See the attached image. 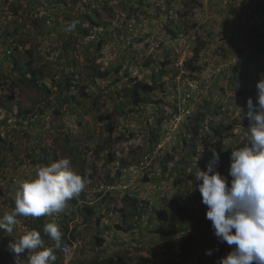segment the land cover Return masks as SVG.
Returning <instances> with one entry per match:
<instances>
[{"label":"rangeland","instance_id":"obj_1","mask_svg":"<svg viewBox=\"0 0 264 264\" xmlns=\"http://www.w3.org/2000/svg\"><path fill=\"white\" fill-rule=\"evenodd\" d=\"M262 12L260 0H0V136L8 142L0 147V218L14 208L7 195L67 157L89 183L44 223L59 225L71 264H198L196 252L183 261L159 247L160 225H175L189 242L193 235L199 264H218L234 246L214 236L195 174L211 148L215 171L231 181L230 154L250 124L246 101L257 103L264 77ZM134 82L155 88L138 107ZM124 196L137 200L136 213ZM22 218L11 234L0 230V264H27L31 253L14 258L9 245L32 230L63 264L45 225Z\"/></svg>","mask_w":264,"mask_h":264},{"label":"clouds","instance_id":"obj_2","mask_svg":"<svg viewBox=\"0 0 264 264\" xmlns=\"http://www.w3.org/2000/svg\"><path fill=\"white\" fill-rule=\"evenodd\" d=\"M74 28L73 22L65 31L71 32ZM186 63L183 69L187 72ZM238 73L242 74V70L238 69ZM255 87L257 103L254 105L251 98L246 101L249 128L244 131L242 146L230 154L231 181L215 171L219 154L211 148L212 158L205 170L197 168L195 174V181L201 182L195 189L201 195L202 204L207 206L205 217L211 221L214 236L219 242L234 246L218 264H264V77ZM195 114L194 117L198 115ZM88 183L87 177L73 170L70 158L40 166L35 178L24 181L15 192L14 208L0 218V230L11 234L20 217L40 218L63 213L68 202L79 196ZM44 232L55 242V248H59L62 239L59 225L47 223ZM9 248L17 259L26 250L31 253L27 264H55L57 259L54 248L45 247L35 230L26 231ZM205 254L211 256V250Z\"/></svg>","mask_w":264,"mask_h":264},{"label":"trees","instance_id":"obj_3","mask_svg":"<svg viewBox=\"0 0 264 264\" xmlns=\"http://www.w3.org/2000/svg\"><path fill=\"white\" fill-rule=\"evenodd\" d=\"M260 7H262V9L264 10V0H260ZM261 15H264V12H262ZM261 23L263 24V22L260 21V26L264 27V25H261ZM195 53H197V51ZM191 65H192V61L188 60L187 63L185 64L184 68L186 70H188L189 72H191V69H190ZM100 76H105V75H100ZM23 79H24V77L21 79L20 82H23ZM241 79L244 80L245 76L242 75ZM65 80H66V84H65V86L62 89H65L66 86H70L71 85V83H70V81H69V79L67 77L65 78ZM31 82H34V81L32 80ZM241 88H243V87H241ZM244 88H246V87L244 86ZM154 89L155 88L152 85H149V84H145V83H141V82L132 83L131 86L129 87V97H130L131 104H133V106L138 107V106L142 105L143 103L147 102L146 97H143L142 94H151L152 92H154ZM243 90H246V89H243ZM241 91H242V89H241ZM177 109L178 108L175 106V110H176V111L174 110L176 112L175 114H177V112H178ZM197 118H199V124L202 125V123H204V120H206L207 117H206V114H202V113L198 112ZM162 120H163L162 117L159 118L158 121H157L158 124H160V122ZM194 123H198V121L195 120ZM109 125H110V122H107V127H109ZM197 125H192L191 126L192 129L194 130V133L196 135H198L199 130H200V127H198ZM157 129H161V126L157 127ZM211 129L215 130V128H213V127H211ZM228 129H229V126H225L223 128V131H227ZM220 135L223 136V137L226 136L225 134L224 135L220 134ZM157 138L158 137H154L153 136L151 138V140H150L153 144H155V146L159 143V140H160V139H157ZM181 140L184 141L185 139L182 138ZM7 145H8V142L3 140L1 138V136H0V147L2 149H5L7 147ZM114 159H115V155L113 153H110L108 162L110 163ZM165 159H169V157L166 155ZM34 160H32V163L34 162ZM83 176H85L87 178L89 177L87 174L86 175L83 174ZM15 192L13 194L7 195L8 198H12L13 199L12 200L13 207H14ZM131 198L132 197H128V196L125 197L124 196V204L127 205L128 207L132 208L134 210V213H136L137 200L131 199ZM82 208L84 209V211L89 213L88 208L86 206H83ZM22 219H23L24 222H26L29 219V221H30L29 223H32V224L37 225V226L40 225L42 227L43 224L46 225L44 223V220L46 219V216H43V217H40V218H32V217L25 218V217H23ZM25 219H27V220H25ZM39 233H40L41 236H43V232L42 231H40ZM154 233L161 238L160 246H159L160 248H166L168 251H170V250L171 251L172 250L176 251L177 250L178 252H181V259L183 261H186L189 257L194 256L195 252H196V255L199 256L198 264L202 261L203 258L201 259L200 255H199V252L197 250V247H195L196 243H193L194 246L192 245V242H193L192 240L195 241V238H194L193 235H191L190 242H189V238H188L189 234L187 235V237L181 236L179 234L180 232L177 230L175 225H160V226H157V228L155 229ZM44 237H47V236H44ZM181 240H182V242H181ZM54 254L57 257V259L55 261V264H59L60 263V256L57 253L56 249L54 250ZM97 264H119V262L118 263L115 262L113 257H107V258L101 259L100 262L97 263Z\"/></svg>","mask_w":264,"mask_h":264},{"label":"built area","instance_id":"obj_4","mask_svg":"<svg viewBox=\"0 0 264 264\" xmlns=\"http://www.w3.org/2000/svg\"><path fill=\"white\" fill-rule=\"evenodd\" d=\"M182 62V59H180ZM69 243V242H68ZM66 242H61V255L64 257V263L63 264H71L72 261L69 260L70 255L72 254V248L69 246V244Z\"/></svg>","mask_w":264,"mask_h":264}]
</instances>
